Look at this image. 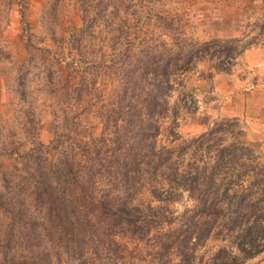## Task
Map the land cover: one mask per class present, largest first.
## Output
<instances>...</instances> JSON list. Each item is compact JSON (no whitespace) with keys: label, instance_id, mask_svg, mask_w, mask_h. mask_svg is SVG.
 I'll return each mask as SVG.
<instances>
[{"label":"trees","instance_id":"16d2710c","mask_svg":"<svg viewBox=\"0 0 264 264\" xmlns=\"http://www.w3.org/2000/svg\"><path fill=\"white\" fill-rule=\"evenodd\" d=\"M185 1L79 0L82 25L20 67L17 93L31 74L51 138L31 105L29 135L0 128V264H247L264 252L260 145L235 117L177 131L180 108H197L185 88L197 64L238 58L230 42L187 39L168 7ZM180 192L192 206L176 213Z\"/></svg>","mask_w":264,"mask_h":264},{"label":"rangeland","instance_id":"374dc122","mask_svg":"<svg viewBox=\"0 0 264 264\" xmlns=\"http://www.w3.org/2000/svg\"><path fill=\"white\" fill-rule=\"evenodd\" d=\"M5 2L10 3V0H0V16L3 15ZM11 2L10 24L2 38L6 44H3L5 47L0 52V128L4 135H29L19 122L25 119L23 108L31 105L35 109V115L43 121L41 139L48 143L51 138V116L45 107V96L38 91L33 76L27 74V95L25 99H21V93H17L23 87L19 69L30 57L41 58L40 50L56 46L52 41V34L57 38L68 36L74 28L82 25L79 0ZM20 3H26L24 16ZM168 7L179 14L188 40L230 42L229 45L235 47L238 53V58L233 63L205 58L197 64L196 70L186 79L185 84L186 90L195 97L197 108L194 109L192 105L190 110L180 108L177 131L183 139H188L217 121L238 118L247 139L260 145L258 152L264 161V94L260 98H253L254 103L244 111L242 107L237 108L240 103L235 98L236 93L232 92L239 90L240 93H264V71L257 64L252 67L248 64L259 62L257 58L260 57L257 54L254 58H248L250 53L260 50L264 52V32L258 29L264 22V0H186L170 3ZM0 45L2 46L1 43ZM72 57L69 55V58ZM217 67L224 68V72H218ZM228 93L231 95L229 98L226 97ZM169 125V120L163 124L160 136L162 143L167 142ZM0 165L8 167L9 160L0 157ZM176 198V201L170 203L171 209L176 213L192 206L187 193L180 192ZM247 264H264V252Z\"/></svg>","mask_w":264,"mask_h":264},{"label":"crops","instance_id":"0c3cea01","mask_svg":"<svg viewBox=\"0 0 264 264\" xmlns=\"http://www.w3.org/2000/svg\"><path fill=\"white\" fill-rule=\"evenodd\" d=\"M263 53L264 52L262 50H260L258 52L250 53L249 54L250 56L248 55V58H254V56H256L257 54H260V57L257 58V59H259V62H256V61H254V63L248 62L249 66L252 67V66H254V64H257L262 69V71H264V56H263ZM246 57H247V55H246ZM261 73H263V72H261ZM225 78H228V77H225ZM232 92L236 93L235 98L240 103V104H237V108L242 107L244 111H245V109L248 108V105L254 103V101H253L254 99L253 98H256V97L260 98V96H262L264 94V93H260L261 91H251V92L240 93L239 90H237V91H232ZM230 96L231 95L229 93L226 95L227 98H229ZM233 96L234 95H232V97Z\"/></svg>","mask_w":264,"mask_h":264}]
</instances>
